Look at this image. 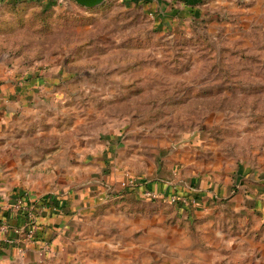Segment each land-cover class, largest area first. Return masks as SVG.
Returning <instances> with one entry per match:
<instances>
[{
    "label": "rangeland",
    "instance_id": "obj_1",
    "mask_svg": "<svg viewBox=\"0 0 264 264\" xmlns=\"http://www.w3.org/2000/svg\"><path fill=\"white\" fill-rule=\"evenodd\" d=\"M160 16L159 22L144 0H105L93 8L62 0L2 5L0 59L18 56L55 87L39 86V96L51 101L25 115L37 121L21 130L26 136L16 149L25 155L35 149L37 166L19 174L20 182L46 196L60 173L43 165L49 156L54 161L62 149L93 148L99 136L115 132L134 142L198 136L234 164L264 166V19L242 23L230 14L212 28L204 21L173 27ZM33 135L35 141L27 138ZM120 210L124 219L106 215L87 223L100 244L127 251L117 252V264H141L128 257L144 251L141 227L131 231L126 220L162 213L166 224L179 222L163 200L138 199Z\"/></svg>",
    "mask_w": 264,
    "mask_h": 264
},
{
    "label": "crops",
    "instance_id": "obj_2",
    "mask_svg": "<svg viewBox=\"0 0 264 264\" xmlns=\"http://www.w3.org/2000/svg\"><path fill=\"white\" fill-rule=\"evenodd\" d=\"M7 1L0 0V10ZM144 5L159 22L166 14L162 21L173 27H181V21H204L212 28L226 23L230 14L240 15L242 23L264 19V0H144ZM18 59H0V225L7 226L0 233V264H117V252L127 251L100 244L97 231L87 223L106 215L124 219L127 213L120 208L141 199L140 191L170 194L173 181L178 194L196 198V207L187 210L172 204L179 220L174 224H166L162 213L126 220L131 231L140 226L144 235L138 242L144 251L133 260L129 256V263L139 259L141 264H264V166L234 164L217 145L198 136L134 142L115 132L99 136L93 148L60 150L54 154L58 160L49 156L43 165L58 167V184L47 195L62 198L64 206L57 213L36 216L32 240L15 233V227L23 226L22 214L13 213L21 191L30 190L23 193L28 201L41 198L28 181L19 180V174L35 172L37 151L20 154L16 142L26 136L21 130L37 121L25 115L51 101L39 96V86L54 87L44 83L46 76L37 67ZM35 137L27 136L33 141ZM128 174L140 182L132 191L120 186Z\"/></svg>",
    "mask_w": 264,
    "mask_h": 264
},
{
    "label": "built area",
    "instance_id": "obj_3",
    "mask_svg": "<svg viewBox=\"0 0 264 264\" xmlns=\"http://www.w3.org/2000/svg\"><path fill=\"white\" fill-rule=\"evenodd\" d=\"M49 92L48 90L45 91ZM140 182L133 175H125V177L120 181L121 188L125 190H134L138 187ZM170 194H166L162 191H153L150 189L142 190L138 194L141 199H151V200H163L170 204H175L185 209L195 208L197 205V200L193 196H188L185 194L177 193V185L175 183L170 184ZM56 211L57 206L50 205L47 202H35L28 201L26 196H19L16 202V205L13 209L14 215L22 214L23 216V226L15 227V233H22L28 240H32L34 234L37 231V227L35 224V218L38 215L44 214L46 211ZM7 230V226L5 224L0 225V233L5 232ZM9 242H14L12 239Z\"/></svg>",
    "mask_w": 264,
    "mask_h": 264
},
{
    "label": "trees",
    "instance_id": "obj_4",
    "mask_svg": "<svg viewBox=\"0 0 264 264\" xmlns=\"http://www.w3.org/2000/svg\"><path fill=\"white\" fill-rule=\"evenodd\" d=\"M20 196H23V194H20ZM39 201L41 202H47L50 205H55L57 206V210L56 211H46L45 213H57L59 212V210L64 206V200L62 198H56V196L53 195H46V196H42L41 198H39Z\"/></svg>",
    "mask_w": 264,
    "mask_h": 264
},
{
    "label": "water",
    "instance_id": "obj_5",
    "mask_svg": "<svg viewBox=\"0 0 264 264\" xmlns=\"http://www.w3.org/2000/svg\"><path fill=\"white\" fill-rule=\"evenodd\" d=\"M65 4H69V1L75 2L77 5L84 7V8H93L101 3H103L105 0H62ZM157 3L160 2V0H154Z\"/></svg>",
    "mask_w": 264,
    "mask_h": 264
}]
</instances>
